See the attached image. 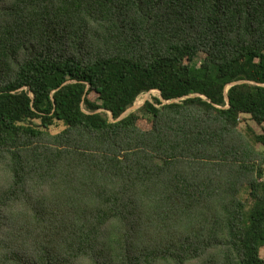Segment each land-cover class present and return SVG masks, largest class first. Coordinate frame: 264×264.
<instances>
[{"label": "trees", "instance_id": "trees-1", "mask_svg": "<svg viewBox=\"0 0 264 264\" xmlns=\"http://www.w3.org/2000/svg\"><path fill=\"white\" fill-rule=\"evenodd\" d=\"M259 145L264 0H0V264H264Z\"/></svg>", "mask_w": 264, "mask_h": 264}, {"label": "rangeland", "instance_id": "rangeland-1", "mask_svg": "<svg viewBox=\"0 0 264 264\" xmlns=\"http://www.w3.org/2000/svg\"><path fill=\"white\" fill-rule=\"evenodd\" d=\"M158 95H159V89L153 88V89H150L148 91H144V92L139 93L133 103H139L140 104L143 101V99H144L145 96H147V100L154 102L153 98L154 97H158ZM90 98H92L93 100H95L96 99V96L94 94H91L90 95ZM131 105H129V106H131ZM137 111H138V113H139V115L141 117V119L138 120V122H137L138 126L140 128H142V129L148 128L149 127V122H148L149 115H147L143 111H141L140 110V107L137 109ZM107 114H108V112H107ZM31 122L33 124H36V125L39 124V121L38 120H31ZM247 126L253 128L257 132H260L261 131L260 130V127L258 125H256V123L253 120H251L249 116L242 115L240 117V127L242 129L243 128L246 129ZM62 128H63L62 123L59 122V121H55L54 124L51 125L49 129H50V132L51 133H56V132L60 131ZM259 149L262 150V152L264 153V148L261 147L260 145H259ZM260 256L264 257V248L261 249Z\"/></svg>", "mask_w": 264, "mask_h": 264}, {"label": "water", "instance_id": "water-1", "mask_svg": "<svg viewBox=\"0 0 264 264\" xmlns=\"http://www.w3.org/2000/svg\"><path fill=\"white\" fill-rule=\"evenodd\" d=\"M240 82L241 81H234V82L230 83L229 86L234 85V84H237V83H240ZM158 97L161 98L160 92H159ZM146 100H147V96L144 97L143 101L140 104L139 103H133L131 106L127 107L125 109V111L118 118H116V119H114L113 116H112V113L110 111H108L110 121H116V120L122 119L123 117H125L129 113L137 110ZM172 101H176V100H172ZM225 101H226V104L228 106V103H229L228 98H226Z\"/></svg>", "mask_w": 264, "mask_h": 264}, {"label": "built area", "instance_id": "built-area-1", "mask_svg": "<svg viewBox=\"0 0 264 264\" xmlns=\"http://www.w3.org/2000/svg\"><path fill=\"white\" fill-rule=\"evenodd\" d=\"M260 179L264 182V173H263V175H262V177Z\"/></svg>", "mask_w": 264, "mask_h": 264}, {"label": "bare ground", "instance_id": "bare-ground-1", "mask_svg": "<svg viewBox=\"0 0 264 264\" xmlns=\"http://www.w3.org/2000/svg\"><path fill=\"white\" fill-rule=\"evenodd\" d=\"M138 102V101H137Z\"/></svg>", "mask_w": 264, "mask_h": 264}]
</instances>
